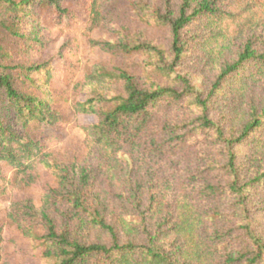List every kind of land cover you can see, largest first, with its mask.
<instances>
[{
    "label": "rangeland",
    "instance_id": "rangeland-1",
    "mask_svg": "<svg viewBox=\"0 0 264 264\" xmlns=\"http://www.w3.org/2000/svg\"><path fill=\"white\" fill-rule=\"evenodd\" d=\"M59 1L68 16L60 18L53 6L39 2L24 17L22 28L39 26L44 35L39 49L27 47L0 26L6 64L60 67L61 74L48 90L64 122L44 130L46 136L59 138L47 153L53 168L36 163L23 174H0V264H51L53 260L45 257L49 226L81 243L111 245L109 233L90 223L94 209L116 228L121 243L145 244L148 234L166 231L188 211L199 220L200 240L215 230L229 234L218 245L217 255L239 247L236 236L247 223L264 246V122L261 133L237 142L244 128L264 114V78L245 75L240 87L229 82L211 94L248 42L264 51V0H243L257 4L256 22L261 26L254 23L222 45H208L203 17L185 26L178 60L170 27L162 18L176 20L183 0H100L102 20L92 30L86 23V0ZM199 1H193L187 15ZM214 1L218 9L233 7L232 0ZM72 37L78 54L65 62L59 53ZM121 45L130 51H122ZM139 46L153 49L132 50ZM119 71L130 75L140 89L183 94L180 99L165 98L150 110L145 142L107 149L87 140L81 129L96 124L97 115L72 111L74 102L93 97L91 88H74L85 83L84 77L102 80L103 74ZM95 82L104 99L123 95L120 81ZM198 100L208 108L205 112ZM204 116L215 127L203 128ZM230 154L236 173L229 166ZM234 183L243 197L233 191ZM74 195L84 201L87 212L73 209ZM174 238L166 236L163 246L173 249L178 244Z\"/></svg>",
    "mask_w": 264,
    "mask_h": 264
},
{
    "label": "trees",
    "instance_id": "trees-1",
    "mask_svg": "<svg viewBox=\"0 0 264 264\" xmlns=\"http://www.w3.org/2000/svg\"><path fill=\"white\" fill-rule=\"evenodd\" d=\"M193 1L183 0L180 15L176 20L162 18L170 27L176 60L181 58L183 53L181 30L198 17H203L206 21L204 30L209 34L205 40L210 39L212 43L208 45L212 46L225 44L229 38L240 36L245 28L254 23L256 26H264V19L261 25L256 22L259 20L254 10L257 4L232 0L233 7L228 5L218 9L214 0H201L196 3L197 6L191 14L187 15L186 11ZM39 2L53 6L60 18L69 14L59 0H0V26L14 39L26 43L27 47L32 49H39L43 45L44 35L39 34V26L28 25L22 28V25L24 17L30 13L29 9ZM85 3L88 15L86 23L88 29L92 30L102 20L100 0H86ZM237 7L239 12H236ZM74 42V37L67 40L61 48L59 59L70 62L77 57L79 46ZM120 47L124 52L130 51L124 45ZM144 48L153 49L149 46H139L132 50L139 51ZM7 58L8 55L0 50V174H23L32 170L36 163L53 168L47 159V153L57 144L59 138L46 136L44 130L64 124L62 113L55 106L56 100L48 90L50 83L61 74L60 67L50 68L44 64L12 66L5 63ZM34 75L38 77L33 78ZM245 75L250 78H264V51L258 52L251 42L245 45L238 60L224 69L213 85L211 94L219 93L224 84L229 82L240 87ZM101 77L104 78L99 80L95 76L84 77L85 83L76 84L74 89L84 86L91 88L93 97L85 102H74L72 111L79 115H97L96 124L81 126V129L87 140L102 148H114L121 144L139 146L145 142L144 132L150 120V110L165 98L180 99L183 94L170 89H140L134 79L123 71L103 74ZM114 80L123 83V95L104 99L94 86L97 83L95 81L101 83ZM198 103L203 105L204 112L208 109L204 102L198 100ZM98 105L108 106V109L97 110ZM202 122L203 128L215 127L205 116ZM262 122L264 114L244 128L237 142H244L253 138L255 133H261ZM234 158V155L230 154L229 166L233 173H236ZM233 189L243 197L235 183ZM71 201L73 209L79 211V214L80 211H88L79 196L74 195ZM90 217L92 226L109 233L112 244L81 243L71 239L68 233L57 234L55 228L49 226L46 236L48 250L45 257L53 260L51 264H264V246L250 223L241 227L243 234L236 236L239 247L227 249L221 256L217 255V247L223 244L222 239H226L229 234L215 230L200 240L196 232L199 220L192 217L188 211L180 214L166 231L157 229L155 235L148 234L145 244L138 241L121 243L116 228L106 224L97 209H94ZM168 235L174 236V243H178L173 249L163 246Z\"/></svg>",
    "mask_w": 264,
    "mask_h": 264
}]
</instances>
